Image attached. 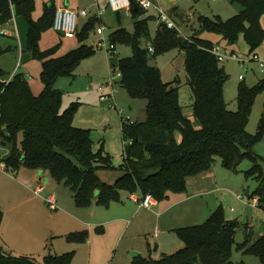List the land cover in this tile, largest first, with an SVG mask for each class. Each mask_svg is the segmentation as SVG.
Masks as SVG:
<instances>
[{"label": "trees", "instance_id": "obj_1", "mask_svg": "<svg viewBox=\"0 0 264 264\" xmlns=\"http://www.w3.org/2000/svg\"><path fill=\"white\" fill-rule=\"evenodd\" d=\"M131 1L135 30L115 29L110 43L132 45L133 54L118 59L120 81L133 97L148 99V118L123 121V137L129 141L124 149V163L120 165L123 174L114 183H108L98 171L116 167L111 155L103 147L95 149L91 129L74 124L75 106L62 110L64 92L56 87L61 76H75L81 63L96 54L97 48L85 41L97 28L99 19L92 17L77 32L80 46L58 55L61 44L40 49L43 33L53 28L57 9L54 0L45 5L37 20L33 18L35 0H0V26L12 21L14 16H23L28 21L26 49L42 62L44 84L36 95L24 73L11 75L0 64V141L9 147L3 158L6 167L47 170L56 181L70 186L77 206L88 207L95 201L109 207L122 200L123 191L165 200L169 193L187 192L188 178L211 169L217 157L227 168H233L238 159L249 158L253 166L245 171L246 176L259 182L252 196L257 195L259 205L264 207V157L255 151L264 136V111L258 131L253 134L247 130L256 99L264 93V78L253 86L240 82L239 107L235 111L229 109L224 94L229 75L213 52L215 42L197 36L184 39L177 28L159 25L155 38L144 47L141 38L149 34V18L142 17L145 10L137 0ZM236 1L244 7L239 13L226 20L220 16H200L201 26L221 34L230 44H235L243 34L250 53L255 52L264 42L261 22L264 0ZM2 36L0 32V58L11 49L2 45ZM174 47H180L186 54L194 119L185 114L180 103V86L174 81L165 82L160 68L149 62L151 55ZM3 218L0 205V229ZM240 226L237 219H227L220 206L204 223L175 230L184 242L182 248L163 253L157 259L140 254L132 264H247L233 261L235 244L245 248L246 253L257 255L264 264V235L250 246L248 238L236 243ZM66 237L84 243L88 232H72ZM74 257L75 251L63 254L50 251L41 262L35 256L8 252L0 242V264H71Z\"/></svg>", "mask_w": 264, "mask_h": 264}, {"label": "rangeland", "instance_id": "obj_2", "mask_svg": "<svg viewBox=\"0 0 264 264\" xmlns=\"http://www.w3.org/2000/svg\"><path fill=\"white\" fill-rule=\"evenodd\" d=\"M52 1L35 0L36 6L33 18L37 20L41 17L45 5ZM54 1L57 2L58 0ZM153 1L160 4L170 15L176 24L180 37L189 40L195 36L209 39L220 45L225 53L230 54L233 52L238 56V58L226 57L220 61L221 66L225 68L229 75L224 86L228 107L231 110H237L239 107L237 99L239 83L245 81L247 85L253 86L264 78V71H262L260 66V61L264 60V42L255 52L250 53L249 43L243 34H241L235 44H230L221 34L203 29L199 18L200 16L211 18L220 16L226 20L239 13L244 8L243 5L236 0ZM73 2H76V0H73ZM82 3L84 7L92 8V14L88 18H92L99 9L104 11L102 15L103 22H98L97 26L103 25L105 32L104 35H100L97 33V28L91 31L85 43L95 46L97 48L96 54L81 63L75 71V76H61L57 80L56 87L64 92L62 110L75 106L74 121L82 128L91 129L96 150L103 147L111 155L113 164L116 167L109 170L101 169L98 174L103 181L114 183L123 174L120 165L124 163V149L129 143L123 137V119L130 118L133 121H145L148 118V99L145 97H133L129 90L121 84V78L117 76L118 59L132 55V45L117 44L115 52L108 51L111 33L119 27H125L130 32H133L136 18L133 15L128 16L125 11H114L106 0L102 1L100 5L95 4L94 0H82ZM19 17L29 27L28 21L24 17ZM142 17L149 18V34L141 38V45L146 47L149 41L155 38L157 34L160 24L159 13L153 7L150 10H145ZM84 19L86 17L80 16L78 18V27L84 23ZM261 22L264 27V16ZM5 38V36H2L1 42L7 45L5 46L3 43L2 45L12 47L0 58L1 66L11 72L16 70L17 73H24L30 81L33 92L38 95L44 87L41 79L42 62L34 59L32 54L29 55L31 52L27 51L26 47L23 50L18 39ZM57 44H61L57 54L63 55L75 48L79 44V40L77 37L67 38L54 28H50L43 33L40 41L41 50H46ZM254 53L257 54L259 60L254 59ZM22 55H24V61L20 59ZM185 57L184 50L180 47H174L164 53L155 56L151 55L149 62L151 65L160 68L165 82L174 81L176 85L180 86V103L184 107V112L189 115V113L194 114L192 107L193 93L188 84ZM242 77L245 79L243 80ZM110 78H115L114 95L111 100L102 102L100 101L102 92L99 90V86L104 85L105 92H112L113 89L109 84ZM263 111L264 93H260L254 104L253 113L247 127L249 132L255 134L258 131ZM7 151H9V147L0 143V155L7 153ZM255 151L264 157V136L256 144ZM252 166L253 161L245 158L238 164L237 169L227 168L223 166L221 158L217 157L211 169L201 174L190 176L188 178V188H194V191H206L199 198L206 204L208 202V206L204 212L185 219L180 225L204 223L211 209L215 210L222 206L228 218L240 217L242 213L247 215L244 223L241 224L237 231L236 243L244 242L246 238L245 223L247 222L255 224L254 232L257 233L259 228L263 226L264 210L260 205H256L255 198L257 196H252L258 188L259 182L254 178H247L245 173ZM209 174L210 177L206 181H201V178H203L201 176H208ZM44 181L47 185L46 193L55 192L59 204V208L53 210L47 202L45 203L48 214H53L51 220L48 219V221L56 224V231L57 229L61 231L67 226L59 223L61 217H63L62 221L64 220V216L60 214L69 216V212L66 211H71L70 208H78L73 197L74 192L70 186L63 182L59 183L55 179L51 180L50 177H44ZM238 193L244 196V200L237 197ZM232 207L234 208L233 210ZM79 209L88 210L86 214L87 220L98 223L93 225L91 230L88 228L82 229L88 232V240L92 239L93 256L97 257L98 254L100 255V259L97 262L93 261L92 264H121V261L125 257H130L133 251H140L145 254L144 256L160 257L162 251H172L176 244L181 246L175 250L184 246V242L176 231L166 235L161 234V236L157 237L156 226L153 223L145 226L144 230L140 229V226H137L139 219H134L133 214L128 218L132 220V224L129 230H126L128 224L126 221L109 224L108 220L115 215L112 213V209L99 206L95 201L92 205ZM63 242L67 243L68 241L63 239ZM155 244H158L157 249L154 247ZM51 247L52 245L49 243V247L42 248L43 250L36 252L37 254L34 255L42 262L45 253L56 251L54 247ZM232 259L237 263L244 261L247 264H263L257 255L246 253L245 248L237 247V244H235Z\"/></svg>", "mask_w": 264, "mask_h": 264}, {"label": "crops", "instance_id": "obj_3", "mask_svg": "<svg viewBox=\"0 0 264 264\" xmlns=\"http://www.w3.org/2000/svg\"><path fill=\"white\" fill-rule=\"evenodd\" d=\"M94 1L95 4L100 5L102 1L105 0ZM56 5L67 6L77 11L87 8L84 7L82 0H76V2H73V0H69L67 3L58 0L56 2ZM90 9L92 10V8ZM90 19L91 18L86 17V19H84V23L79 28L82 29V26H84ZM99 22H103V19H99ZM2 30L5 31L2 34L6 38H13L15 40L18 39L21 48L24 50L28 41L29 27L20 20L19 16H14L12 21L3 26H0V31ZM2 43L5 46L7 45L4 42ZM80 44L81 43L79 42L76 47L80 46ZM31 54L32 53H29V55ZM20 59L24 61V55H22V58L20 57ZM9 72L11 73V75L17 73L16 70ZM244 79L245 78H243V80ZM113 88L115 91L114 85ZM106 93L110 92L106 91ZM185 114L191 119H194L193 113H189V115L187 113ZM74 122L76 126L80 127L79 124L76 123V121ZM197 124L198 122L196 121V125ZM8 153L9 151H7V153L3 155H0V159L2 160V162H4V156ZM44 177H50L51 180L54 179L47 170L30 169L26 167H21L17 170L12 168L8 169L7 167H5V169H0V205L4 210V218L0 229V242L2 247L6 251L12 252L16 255H31L36 257V255H34L37 254L36 252L49 247V243H51L52 247H54V249L56 250L55 252L51 251L53 253L63 254L69 251H75V257L71 264H92L93 261L97 262L100 259V255L98 254L97 257L93 256L92 239H89L84 243H77L67 240L66 236L72 232H79V229H81L80 231H84L82 230L84 228H88L89 230H91L92 226L98 223L88 221L86 218L88 210H81L79 209L81 207L76 205L78 208H70L72 212L66 211L69 212V216L60 214L64 216V220L62 221L63 217H61L59 223L67 226V228L62 229L61 231H58L57 229L56 231V224H54L52 221H48V219L51 220L53 214H48V210H46L47 208H45V203L47 202V204L49 205L47 198L51 194H55L58 204V197L55 192L46 193L47 185L45 184ZM201 177H203L201 178V181L204 182L210 177V174L208 176ZM192 184L194 183L192 182ZM40 185L43 186V190L40 194H37L35 192V189ZM204 192L206 191H194V188H188L187 192L185 193H169V196L162 201H158L152 196L153 203L149 207H146L141 204V197L143 196L141 195V193L137 192V196H135L134 198L132 197V193L123 191L121 201L113 202L109 207H105L112 209V213L115 214L111 219L108 220V222L109 224H117L119 222L126 221L128 223L126 230H129L130 225L132 224V220H129L128 218L131 214H133L134 219H139L137 226H140V229L144 230L143 228L145 226L153 223L156 226L155 231L157 232V237L161 236V234L166 235L167 233L175 231L177 228L190 226H181L180 224H182L185 219L191 218L192 216L205 211L206 207L208 206V202L206 204L199 198L204 194ZM239 194L240 193L237 194V197ZM233 209L234 208L232 207V210ZM262 209L264 210V207H262ZM213 211L214 210L211 209L207 219L210 217ZM245 218H247V215L245 213H242V215L237 218L227 217V219L229 220L237 219L240 224L244 223ZM262 222L263 226L259 228L257 233L254 232V223H245V239H249L248 246L253 244L262 235H264V218ZM63 239H66L68 242H63ZM179 246L181 245L176 244L172 251H162L161 255L163 253H173L177 251L175 249L179 248ZM154 247L155 249H157L158 244H155ZM48 253H45L44 255ZM135 253H137L138 255H145L140 251H133L130 257H125L121 261V264H132L134 258L136 257ZM153 258L157 259L159 257Z\"/></svg>", "mask_w": 264, "mask_h": 264}, {"label": "built area", "instance_id": "obj_4", "mask_svg": "<svg viewBox=\"0 0 264 264\" xmlns=\"http://www.w3.org/2000/svg\"><path fill=\"white\" fill-rule=\"evenodd\" d=\"M64 2H68L69 0H61ZM138 5L144 9V10H150L151 8H155L158 13H159V25L166 26L170 29L176 28V24L173 21V19L170 17V15L162 8L160 4H158L156 1L153 0H137ZM108 5L116 12H121L125 11L128 16L132 15L131 12V7H132V1L131 0H108ZM104 11L103 10H98L97 12L94 13L93 17L97 19H101ZM92 14V10L90 8H84L80 11L71 9L67 6H57L55 16H54V24L53 28L62 33L65 37L67 38H75L77 32L79 31V25H78V18L80 16L83 17H88ZM97 33L100 35H104L105 29L103 25L100 24V26L97 27ZM1 33H4L5 31L2 30L0 31ZM116 50V46L112 43H110V46L108 47V51H114ZM150 52H154V47L151 45L149 46ZM214 54L218 57L220 61L224 60L226 57H235L238 58L236 54L233 52L230 54H227L223 51L222 47L218 44H216L213 48ZM254 59L259 60V57L257 56L256 53H254ZM260 66L262 68V71H264V60L260 61ZM118 77H122L121 71L118 69L117 72ZM116 78V77H115ZM115 78H110L109 84L112 87V92L106 93L104 92V85L99 86V90L102 92L101 94V100L102 101H108L111 100L113 95H114V88L113 85ZM243 78V77H242ZM123 121H130L133 122L130 118L128 119H123ZM122 121V122H123ZM1 143V141H0ZM6 164L5 162H2L0 159V169H5ZM43 190V186H38L35 189V192L37 194H40ZM137 196V193H132V197L135 198ZM137 198V197H136ZM238 198L241 200H244V196L242 194L238 195ZM47 201L49 203V206L51 209L55 210L58 208L57 204V199L55 194H51L48 198ZM153 203V197L151 195H145L141 197V204L143 206L149 207ZM255 203L256 205H259V198H255Z\"/></svg>", "mask_w": 264, "mask_h": 264}, {"label": "water", "instance_id": "obj_5", "mask_svg": "<svg viewBox=\"0 0 264 264\" xmlns=\"http://www.w3.org/2000/svg\"><path fill=\"white\" fill-rule=\"evenodd\" d=\"M1 144L2 145H6L4 142H1ZM240 159H238L236 162H235V164L233 165V168H236V166L240 163ZM135 256L137 257L138 256V254L137 253H135Z\"/></svg>", "mask_w": 264, "mask_h": 264}]
</instances>
